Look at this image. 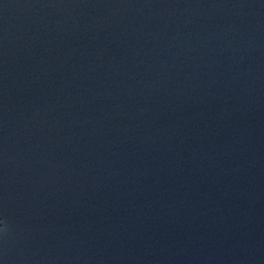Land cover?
Returning a JSON list of instances; mask_svg holds the SVG:
<instances>
[{
  "label": "water",
  "instance_id": "95a60500",
  "mask_svg": "<svg viewBox=\"0 0 264 264\" xmlns=\"http://www.w3.org/2000/svg\"><path fill=\"white\" fill-rule=\"evenodd\" d=\"M0 264H264V0H0Z\"/></svg>",
  "mask_w": 264,
  "mask_h": 264
}]
</instances>
